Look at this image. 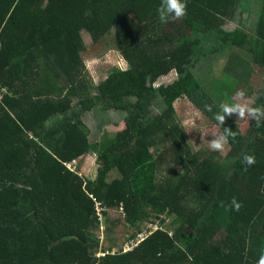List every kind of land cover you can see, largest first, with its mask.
<instances>
[{
	"label": "trees",
	"instance_id": "obj_1",
	"mask_svg": "<svg viewBox=\"0 0 264 264\" xmlns=\"http://www.w3.org/2000/svg\"><path fill=\"white\" fill-rule=\"evenodd\" d=\"M186 4L182 19L161 23L160 0H0V264H255L264 249V121L246 133L214 113L239 89L264 105V0ZM85 32L93 55L113 36L128 62L100 86ZM225 56L222 73L208 78ZM172 71L173 82L157 85ZM184 101L236 140L194 151L178 121ZM98 108L123 114L116 137L104 129L119 120L96 117L98 131L87 123ZM243 153L256 157L247 171ZM91 154L95 179L67 166ZM232 197L239 212L222 206ZM99 204L107 220L118 208L128 227L147 226L99 255ZM170 215L180 221L174 232Z\"/></svg>",
	"mask_w": 264,
	"mask_h": 264
},
{
	"label": "rangeland",
	"instance_id": "obj_2",
	"mask_svg": "<svg viewBox=\"0 0 264 264\" xmlns=\"http://www.w3.org/2000/svg\"><path fill=\"white\" fill-rule=\"evenodd\" d=\"M259 3H255L252 6L255 12L250 16L249 22H248V28L252 31L255 30V20L257 16V10H258ZM84 38L86 43L88 44V47L90 44H92L91 35L88 34V32L84 33ZM98 50L101 52L102 55L95 56L94 51L90 49V47L84 52V58L86 59V63L88 65V71L91 73L92 81L95 83H102V81H105L110 74L117 69H125L128 66V62L125 59L124 55L120 52V50L117 48L116 40L113 36L109 37L108 45L103 49L99 44L96 46ZM88 55V56H87ZM229 56H225L224 58L217 61L212 69V73L208 75L210 78L214 71L220 75L224 69V66L227 63ZM178 77V73L176 71H172L170 74L163 76L158 82L157 85H160L162 83H170L173 82ZM207 78V79H208ZM261 78V77H259ZM205 83L207 81H204ZM100 86V85H99ZM246 93V91H245ZM233 100L239 101L240 98L236 97L234 95L233 97H225L223 102H232ZM241 102H246L249 105H253L252 96H247L243 98ZM179 108V114H178V121L181 123L187 132L188 140L192 146V149L194 151H197L201 147H208V141L212 139V136L221 132L218 126H216L212 122H208L203 114L198 111L196 108L193 107L192 103L189 101L181 102L178 105ZM163 110L162 106L155 107L156 113H161ZM96 117H98L99 121H103L104 119H111L112 121L119 120L121 125H108L104 129V133H107L110 138H114L118 135L120 131L123 130L125 127V124H123V114L117 113L114 111L109 112V114L104 113L101 111L100 108L97 110H94L92 113H88L86 117V121L89 124V126L93 129V131H98L97 128L99 126V122H97ZM234 121H236L243 129L244 132L248 133L250 130V127L252 126V122H255L250 117H245L244 119L237 118L236 114L231 115ZM98 124V125H97ZM226 147V146H225ZM209 149V147H208ZM75 163V162H74ZM167 162L163 165V168L166 170ZM100 168V161L99 157L97 155L91 154L85 158L83 163L80 165H77V168H74V170H78L79 173H81L82 176L88 178L92 173H94V177L96 176V173L98 172ZM119 173L114 171L110 173V180H113L114 178L118 177ZM180 221L175 219L174 216L170 215L168 216L167 223L165 224L166 227L171 232H174L177 227L179 226ZM147 226L146 221L142 223L141 229L145 228ZM105 227L108 230L105 234V238L102 242V249L99 251L100 254H104L103 252L105 248H113L114 250H119L122 248L124 243L129 240V236L134 234L136 231L133 227H128L125 224L124 218L122 216L121 210L118 208H112L108 215V220L105 223ZM98 236L99 238L102 237V233H100V230L98 229Z\"/></svg>",
	"mask_w": 264,
	"mask_h": 264
},
{
	"label": "clouds",
	"instance_id": "obj_3",
	"mask_svg": "<svg viewBox=\"0 0 264 264\" xmlns=\"http://www.w3.org/2000/svg\"><path fill=\"white\" fill-rule=\"evenodd\" d=\"M186 11V0H160V5L157 8V14L161 23H168L170 20L182 19L186 15ZM235 95L240 98L239 101L233 100L232 102H222L218 105V111L214 113V119L219 125L224 124L226 116H231L233 114H236L237 118L240 119L250 117L258 125L264 121V105L254 107L246 102H241L246 95L243 89L237 90ZM204 107L208 112H212L213 110L212 105L206 104ZM237 135L236 131H232L229 128H223L222 132L213 135L212 139L208 141V147L214 151H223L225 146L229 143V140L231 139L234 142ZM241 163L244 166V171H247L249 167L256 163V157L253 154L243 153ZM222 206H225L227 210L239 212L243 205L236 197H232L227 205L222 204ZM255 264H264V249H261Z\"/></svg>",
	"mask_w": 264,
	"mask_h": 264
},
{
	"label": "built area",
	"instance_id": "obj_4",
	"mask_svg": "<svg viewBox=\"0 0 264 264\" xmlns=\"http://www.w3.org/2000/svg\"><path fill=\"white\" fill-rule=\"evenodd\" d=\"M77 165H78V162H71V163H67V166L70 168V169H73L74 168H77ZM94 197V196H93ZM98 211H99V214L101 215V220H102V226H101V233H102V237H105V232H106V227H105V223L107 221L106 218H104L103 216V208L102 206L99 204L98 205ZM153 226V224L151 225V227ZM159 226L158 225H154V228H158ZM152 231H143L140 233L139 235V239L137 241H134L132 244H126L125 245V250H128V249H131L133 247V245H136L138 242H140L141 240H143L147 235H149ZM105 254V253H104Z\"/></svg>",
	"mask_w": 264,
	"mask_h": 264
},
{
	"label": "crops",
	"instance_id": "obj_5",
	"mask_svg": "<svg viewBox=\"0 0 264 264\" xmlns=\"http://www.w3.org/2000/svg\"><path fill=\"white\" fill-rule=\"evenodd\" d=\"M86 60V59H85ZM88 66V65H87ZM87 158V157H86ZM85 160V159H84ZM83 163V162H82ZM89 177H91V178H93V179H95L94 178V173H92V175H90Z\"/></svg>",
	"mask_w": 264,
	"mask_h": 264
}]
</instances>
